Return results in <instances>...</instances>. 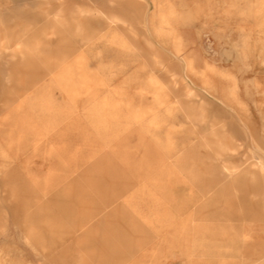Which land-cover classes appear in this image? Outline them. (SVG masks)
<instances>
[{"label": "rangeland", "instance_id": "1", "mask_svg": "<svg viewBox=\"0 0 264 264\" xmlns=\"http://www.w3.org/2000/svg\"><path fill=\"white\" fill-rule=\"evenodd\" d=\"M0 264H264V0H0Z\"/></svg>", "mask_w": 264, "mask_h": 264}]
</instances>
